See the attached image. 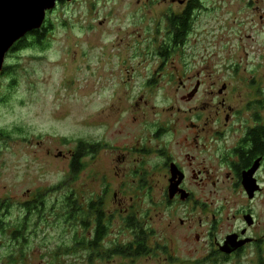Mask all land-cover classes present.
Returning a JSON list of instances; mask_svg holds the SVG:
<instances>
[{"label": "rangeland", "instance_id": "1", "mask_svg": "<svg viewBox=\"0 0 264 264\" xmlns=\"http://www.w3.org/2000/svg\"><path fill=\"white\" fill-rule=\"evenodd\" d=\"M138 1L74 0L48 15L51 28L41 46L9 56V69L0 76V220L6 226L0 264H195L203 254L195 233L168 229L167 219L162 229L156 226L154 156L124 152L125 163L115 158L139 140L151 149L153 123L168 115L181 119L185 90L165 76L229 82L264 75V0H205L185 50L161 53L164 67L159 45L151 44L164 8L154 0L153 25L152 6ZM79 142L109 147L94 160L85 156L72 179L71 156ZM134 169L146 175L135 177ZM38 194L44 206L29 213L24 205L32 207ZM67 198L78 218L87 220L91 201L102 202L105 217L113 218L102 243L104 258L77 248L76 238H91L95 225L87 231L74 220ZM129 218L138 231L150 233L152 252L107 258L112 244L132 242ZM154 242L172 247L176 261L154 256Z\"/></svg>", "mask_w": 264, "mask_h": 264}, {"label": "flooded vegetation", "instance_id": "2", "mask_svg": "<svg viewBox=\"0 0 264 264\" xmlns=\"http://www.w3.org/2000/svg\"><path fill=\"white\" fill-rule=\"evenodd\" d=\"M255 1L248 0V4ZM73 2H59L55 11ZM144 4L152 6L154 25V0H146ZM158 5L164 9L156 17L151 44L153 48L159 45L164 67L161 53L170 55L185 50L196 19L206 8L205 0H160ZM50 13L44 28L49 24ZM19 43L7 53L0 76L9 69L6 67L9 56L21 51ZM165 77L185 90L181 96L185 109H178L181 119L168 115L167 121L153 123L151 149L136 141L127 151H119L121 155L116 161L126 162L124 152L128 157L154 156L155 224L162 229L167 219L168 229L195 233L194 243L204 246L203 256L195 264H264V75L236 77V81L229 82L199 74ZM154 82L155 79L152 85ZM103 147L109 145L88 143L86 157L94 160ZM130 173L141 178L146 175L143 169ZM180 213L184 217L176 224L174 219ZM106 217L109 225L113 218ZM97 228L94 226L92 236ZM134 230L132 242L127 245L137 241L140 231ZM107 234L108 230L103 242ZM118 246L125 245L112 244L110 250ZM171 248L154 242V256L166 255L169 257L165 262L169 259L175 262Z\"/></svg>", "mask_w": 264, "mask_h": 264}, {"label": "trees", "instance_id": "3", "mask_svg": "<svg viewBox=\"0 0 264 264\" xmlns=\"http://www.w3.org/2000/svg\"><path fill=\"white\" fill-rule=\"evenodd\" d=\"M48 27V26H47ZM50 28H44L42 30V33L40 31L32 32L30 33L26 38L23 40L19 41L20 45L19 48L20 50H25L28 48H37L42 45L44 38L47 34V32L50 31ZM184 28H186V23L184 25ZM31 37V39H29ZM86 149H87V144L84 142H81L79 145V149L75 157L73 158L70 166V176L69 178L74 179L77 177L82 170V159L86 156ZM37 199L31 202L32 207L30 206L29 203H27L25 208L28 210V212H33L36 210H40L41 207L44 206V199L41 194H38ZM73 200L70 198H67V206L68 208L72 209L71 204L73 205ZM103 203L102 202H95L91 201L90 204L87 205L86 212L84 213L85 216L87 217V220L81 219L76 217L77 211L79 212V209H72L71 216L75 218L74 220H78L80 222V225L88 231L90 225L88 224L92 223L95 226H97V232L94 236L91 238H86L84 237L83 239H78L76 238L75 244L77 245V248H83V250H90L92 252V259H95L97 256L99 258H104V255H102V249H104L102 243H103V238L105 236V232L108 230V222L106 221L105 218V213L103 209ZM8 206V205H6ZM85 220V221H84ZM89 222V223H88ZM135 226L132 222H129L128 227ZM5 223L4 221L0 220V232H3L5 230ZM15 236V235H14ZM150 233L147 232L146 230L140 231V234L136 236L137 241L134 243H131L130 245H125V246H118L116 250H110L109 254L107 255L108 257H111L112 255H122V256H127L130 258H141L143 256L148 255L149 253L152 252V245L150 241ZM92 261V260H91Z\"/></svg>", "mask_w": 264, "mask_h": 264}, {"label": "water", "instance_id": "4", "mask_svg": "<svg viewBox=\"0 0 264 264\" xmlns=\"http://www.w3.org/2000/svg\"><path fill=\"white\" fill-rule=\"evenodd\" d=\"M73 0H0V73L7 53L30 33L40 31L57 3Z\"/></svg>", "mask_w": 264, "mask_h": 264}]
</instances>
